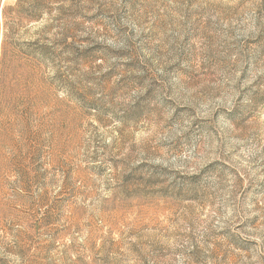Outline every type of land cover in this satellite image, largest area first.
<instances>
[{"label":"rangeland","instance_id":"obj_1","mask_svg":"<svg viewBox=\"0 0 264 264\" xmlns=\"http://www.w3.org/2000/svg\"><path fill=\"white\" fill-rule=\"evenodd\" d=\"M0 264H264V0H0Z\"/></svg>","mask_w":264,"mask_h":264}]
</instances>
